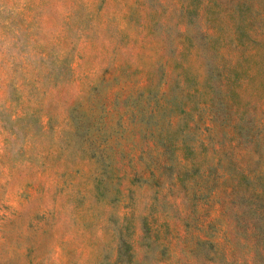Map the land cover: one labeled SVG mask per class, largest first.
<instances>
[{
    "label": "rangeland",
    "instance_id": "rangeland-1",
    "mask_svg": "<svg viewBox=\"0 0 264 264\" xmlns=\"http://www.w3.org/2000/svg\"><path fill=\"white\" fill-rule=\"evenodd\" d=\"M0 264H264V0H0Z\"/></svg>",
    "mask_w": 264,
    "mask_h": 264
}]
</instances>
